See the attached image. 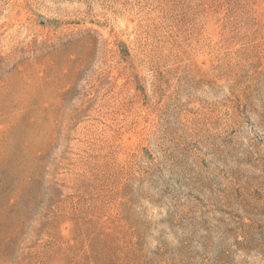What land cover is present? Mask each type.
Instances as JSON below:
<instances>
[{"label":"rangeland","instance_id":"rangeland-1","mask_svg":"<svg viewBox=\"0 0 264 264\" xmlns=\"http://www.w3.org/2000/svg\"><path fill=\"white\" fill-rule=\"evenodd\" d=\"M0 264H264V0H0Z\"/></svg>","mask_w":264,"mask_h":264}]
</instances>
